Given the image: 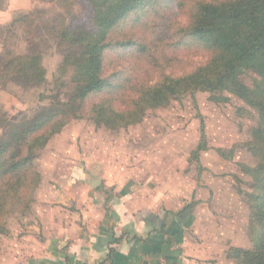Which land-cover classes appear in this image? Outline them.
Wrapping results in <instances>:
<instances>
[{"label": "rangeland", "instance_id": "rangeland-1", "mask_svg": "<svg viewBox=\"0 0 264 264\" xmlns=\"http://www.w3.org/2000/svg\"><path fill=\"white\" fill-rule=\"evenodd\" d=\"M197 1L183 0L181 6L176 7V3L171 8L158 3L136 25L135 20L128 19L126 23V35L133 34L144 45L149 40L162 45V38L165 45L174 44L166 54L170 67L161 73L140 59L138 46L115 45L105 53V76L113 78L110 83L119 89L91 95L81 104L75 101L73 108L67 104L72 89L57 83L68 47L49 32L66 16L60 0L6 1L0 10V34L18 16L36 14L33 35L18 33V52L41 55L46 83L22 87L13 82L0 88V140L9 141L13 127L33 122L44 109L54 110V114L57 109L67 113L59 112L63 126L35 153L32 162L38 183L25 194V206H17L12 214L0 217V264H20L15 256L27 247L36 249L41 242L42 221L53 215L49 206L57 201V194L94 191L97 187L92 186V181L120 184L130 177L141 182L150 180L153 188L165 192L177 204L180 200L183 208L194 205L186 245L199 264H239L231 257L232 252L252 249L255 172L264 164L263 144L255 137L261 124L256 109L229 91L213 94L199 90L147 111L138 123L114 129L96 122L91 115L95 106L104 107L110 98L116 109L126 111L133 106L137 83L154 85L163 74L186 75L208 62V51L191 45L189 38L176 32L179 27H187ZM73 14L82 30L92 29L93 11L86 3L78 0ZM70 24L69 20L67 26ZM118 35L115 43L121 39ZM180 39L186 46H179ZM126 78L131 80L124 85ZM239 79L251 89L260 82L259 75L250 70L242 72ZM57 101L66 106H57ZM78 175H87V180L82 177L87 186L69 182ZM58 203L60 210L73 208L62 197Z\"/></svg>", "mask_w": 264, "mask_h": 264}, {"label": "trees", "instance_id": "trees-1", "mask_svg": "<svg viewBox=\"0 0 264 264\" xmlns=\"http://www.w3.org/2000/svg\"><path fill=\"white\" fill-rule=\"evenodd\" d=\"M6 1L0 0V10L5 7ZM81 1L93 11L90 31L82 30L76 22L73 8L78 0H60L66 16L58 26L49 28V32L68 47L59 68L57 83L61 88L72 89L67 103L70 108L75 101H81V104L91 95L119 89L117 84L110 83L113 78L105 76V53L115 45L138 46L140 59L161 73L170 67L166 54L168 48L175 47L174 44L165 45L162 38V45L153 40L144 45L136 41L133 34L126 35L125 29L129 20H135V24L141 16L153 12L154 5L162 3V7L171 8L177 3L176 7H179L183 0ZM36 19L34 13L20 15L0 34V88H6L13 82L22 87L46 83L41 55L18 52L19 31L32 36L37 28ZM69 20L71 24L67 26ZM176 32L184 34L186 40L189 38L191 45L208 51L211 55L208 62L186 75L172 77L163 74L154 85L137 83L133 106L126 111H119L113 106L111 98L106 99L104 107L95 106L92 110L91 115L96 122L114 129L123 124L138 123L147 111L166 106L171 99L186 93L229 91L260 114L261 124L255 131V137L263 144L264 150V0H199L191 8L187 27H179ZM116 33L121 36L117 43L113 41ZM181 39L179 46H186ZM247 70L260 77L254 89L239 79V75ZM63 80L66 83H61ZM130 80L126 78L124 85ZM58 104L60 101H57ZM60 106L63 108L66 104ZM53 111L44 109L33 122L13 127L9 141L0 140V217L12 214L17 206H25V194H28L30 186L38 183L33 172L35 153L63 126L64 119L59 117V112L67 113L61 109H57V114ZM261 169L255 172L257 192L252 197L254 212L250 224L253 247L251 250L235 249L231 254L239 264H264V164ZM27 208L26 205L24 211ZM193 208V204L186 205L178 215L184 216Z\"/></svg>", "mask_w": 264, "mask_h": 264}, {"label": "crops", "instance_id": "crops-1", "mask_svg": "<svg viewBox=\"0 0 264 264\" xmlns=\"http://www.w3.org/2000/svg\"><path fill=\"white\" fill-rule=\"evenodd\" d=\"M87 175L69 182L87 186ZM102 183L96 190L61 193L50 204L53 215L42 221L40 248L18 254L20 264H199L187 251L191 211L151 181ZM84 180V181H83ZM119 183V182H118ZM117 184V185H116ZM84 189V188H82ZM69 201L59 209L58 200Z\"/></svg>", "mask_w": 264, "mask_h": 264}]
</instances>
